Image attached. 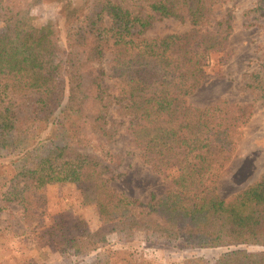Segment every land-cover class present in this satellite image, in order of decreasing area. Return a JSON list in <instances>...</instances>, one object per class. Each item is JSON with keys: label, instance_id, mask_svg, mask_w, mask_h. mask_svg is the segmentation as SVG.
<instances>
[{"label": "trees", "instance_id": "1", "mask_svg": "<svg viewBox=\"0 0 264 264\" xmlns=\"http://www.w3.org/2000/svg\"><path fill=\"white\" fill-rule=\"evenodd\" d=\"M222 2L88 0L85 8L66 6L60 21L37 26L21 0H0V152L21 146L13 174L0 185V191L7 188L0 204L16 202L26 211L30 193L46 185L90 187L88 203L100 224L73 243L75 257L104 247L110 235L142 234L152 244L191 248H264V172L228 198L216 188L251 107L222 98L189 104L203 88L204 68L232 35L230 13L213 19ZM262 14L257 3L244 16ZM156 19L187 20L192 29L142 38ZM106 50L114 96L102 86L105 70L98 65ZM243 90L264 101V66L246 76ZM113 105L128 121V142L141 164L170 184L147 203L117 193L104 177L123 159L110 147ZM51 126L62 142L36 159L31 147ZM183 264H264V251H231L212 263L192 257Z\"/></svg>", "mask_w": 264, "mask_h": 264}, {"label": "rangeland", "instance_id": "2", "mask_svg": "<svg viewBox=\"0 0 264 264\" xmlns=\"http://www.w3.org/2000/svg\"><path fill=\"white\" fill-rule=\"evenodd\" d=\"M87 1L44 0L33 5L30 0H21V4L35 18L34 24L41 26L50 20L60 21L58 16L66 6L85 8ZM257 3L262 4V16L248 20L244 13ZM212 11L216 21L230 13L233 31L226 47L214 54L211 64L204 68L203 88L189 99V104L203 106L222 98L230 104L252 109L243 138L228 157L216 185L218 196L225 199L255 183L264 172V101L256 100L243 90L246 76L264 66V0H223ZM191 29L187 20L156 19L142 38L183 34ZM111 59L106 50L98 65L105 70L102 86L108 95L114 96L108 71ZM127 122L116 114V106L110 107L107 118V127L113 135L110 147L123 159L104 177L111 179L110 186L117 193L147 203L151 196L158 198L168 191L170 184L141 164L137 149L128 142ZM60 135L53 126L43 133L31 147L36 159L61 143ZM20 151L21 146L0 152V185L13 174ZM6 189L0 191V199ZM30 196V207L26 211L16 202L0 204V264H183L192 257L212 263L231 251H264L262 247L247 245L191 248L177 242L152 244L145 241L142 234H136L131 239L110 235L104 247L87 256L75 257L73 243L100 224L96 208L88 203L90 187L52 184L31 192Z\"/></svg>", "mask_w": 264, "mask_h": 264}]
</instances>
